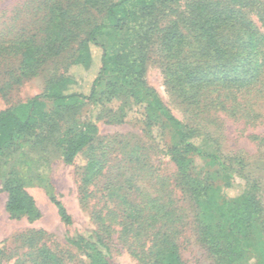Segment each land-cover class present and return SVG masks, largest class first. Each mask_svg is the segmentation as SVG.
Wrapping results in <instances>:
<instances>
[{"label": "trees", "instance_id": "obj_1", "mask_svg": "<svg viewBox=\"0 0 264 264\" xmlns=\"http://www.w3.org/2000/svg\"><path fill=\"white\" fill-rule=\"evenodd\" d=\"M43 5L38 34H22L9 41L10 49L20 58L11 84L18 85L36 75L48 60L72 45L76 50L70 66L89 69L94 48L100 52L99 69L87 95L69 92L73 81L64 76L50 81L41 95L0 111V155L20 138L36 133L40 135L34 136L36 145L51 143L53 123L44 110L45 104L52 103L67 114H76L90 103L97 104L98 88L109 75H115L119 82L113 90L125 92L139 104L143 92L152 97L142 74L153 38L166 62L167 83L174 80L177 85L172 90L191 107H199L209 96L216 95L217 100L223 98L217 103L220 108L236 116L241 108L239 94L251 91L263 72L264 35L250 20V15L255 14L264 24V5L259 0H197L184 8L179 7V0H44ZM91 10L96 11L99 20H91ZM11 84L0 88V92ZM145 104L149 113L145 118L147 131L152 133L158 126L154 114L172 131L171 161L176 168L177 185L192 203L198 242L215 264H238L245 256L243 245L251 241L247 228L258 224L264 230L257 187H244L239 196L230 199L224 190L232 187L231 181L222 184L221 196L219 189L192 177L190 157L211 145L209 135L177 120L155 99ZM44 129L46 135L41 134ZM97 131L95 122L89 119L74 130L67 129V137L53 138L64 164L73 165L90 147ZM101 170L95 159H88L83 183L93 181ZM24 187L15 172L4 178L5 210L10 217L34 222L40 214ZM130 188L138 193L139 202L130 205L131 212L114 211L108 217L121 227V240L130 239L131 255L143 264H183L175 242L184 227L183 214L168 195L161 202L143 194L138 187ZM49 199L61 223L71 225L64 206L51 194ZM121 201L120 207L127 206L124 198ZM97 221L104 228V217L98 216ZM73 244L87 264H107V249L98 233L78 237ZM2 254L0 246V259ZM39 254L37 264H60L48 251Z\"/></svg>", "mask_w": 264, "mask_h": 264}, {"label": "rangeland", "instance_id": "obj_2", "mask_svg": "<svg viewBox=\"0 0 264 264\" xmlns=\"http://www.w3.org/2000/svg\"><path fill=\"white\" fill-rule=\"evenodd\" d=\"M195 1L179 0V7ZM259 1L264 5V0ZM43 2L0 0V88L14 82L19 66L20 58L10 49L9 41L22 34H38L42 27ZM88 15L91 20L100 19L96 11L91 10ZM250 20L264 35L261 20L255 14L250 15ZM157 44L153 38L146 51L142 74L152 97L143 92L139 95L142 100L139 104L125 92L113 90L119 82L115 75H109L98 88L97 104L90 103L76 114H67L52 103L45 104L44 110L51 115L53 123L51 143L36 145L34 136L40 137L36 133L30 138H20L0 155V246L3 251L0 264H37L39 252L43 250L60 264H87L73 242L95 233L106 246L107 264H143L129 252L130 239L121 240L118 234L121 227L108 217L114 211L131 212L130 205L139 202L138 193L130 185L161 202L168 195L172 205L183 214L184 227L175 238L183 264H215L198 242L192 203L177 185L176 168L170 156L174 142L171 129L156 114L153 117L158 126L152 133L145 128V118L149 115L145 102L151 99L160 102L177 120L209 135L211 145L190 157L189 174L219 189L220 195L222 184L231 181L232 187L224 190L230 199L239 196L244 187H257L264 215V68L253 89L239 94L240 112L231 116L217 104L223 98L217 100L216 95L209 96L199 107L183 103L172 90L177 83L174 80L167 83L166 62ZM75 50L72 45L48 60L36 75L0 92V111L41 95L50 81L64 76L73 81L69 92L87 95L99 69L100 52L91 48L92 64L89 69H83L70 66ZM89 119L98 129L92 144L73 165L64 164L53 138L67 137V129L74 130ZM42 133L47 134L45 129ZM88 159H95L102 170L93 181L84 184L83 172ZM12 172L24 181V189L39 211L40 218L34 222L24 217H10L5 210L6 194L2 185ZM50 194L64 206L71 225L61 223L50 202ZM123 198L127 206L120 207ZM98 216L104 217V228L100 227ZM247 231L251 241L243 245L245 256L238 264H264V230L256 224L250 225Z\"/></svg>", "mask_w": 264, "mask_h": 264}]
</instances>
